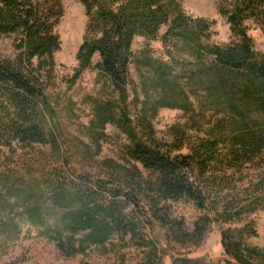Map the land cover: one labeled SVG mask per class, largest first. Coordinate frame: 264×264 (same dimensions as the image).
Here are the masks:
<instances>
[{"label": "trees", "instance_id": "16d2710c", "mask_svg": "<svg viewBox=\"0 0 264 264\" xmlns=\"http://www.w3.org/2000/svg\"><path fill=\"white\" fill-rule=\"evenodd\" d=\"M80 1L87 23L72 82L91 66L97 53L98 71L125 101L133 39L154 36L162 25H170L165 37L189 45L192 59L187 68L175 59L145 57L143 64L153 74L150 82L158 94L152 105L144 104L136 117L126 108L118 115L97 108L90 121L91 143L97 145L107 123L114 125L127 139V162L140 163L148 176L133 163L111 166V172L98 179L0 169V228L16 233L18 221L34 224L67 256L84 253L90 245L104 247L114 234L140 236L139 222L125 208L131 206L135 215L143 198L153 204L187 198L200 209L215 205L242 181L243 168L264 154V54L255 49L244 25L248 17L264 23V0H233L220 8L231 32L225 44L202 42L213 21L186 16L181 0ZM54 8L58 6L49 0H0V37L19 35L15 58L0 59V146L47 143L56 148L45 94L46 79L55 66L53 55L59 49L53 30L57 20L53 18L59 13L54 14ZM158 107H175L188 116L184 126L171 127L175 143L155 137L151 120ZM208 111L223 116L206 120L209 125L204 127L199 120ZM187 128L204 135L189 137ZM221 245L230 258L226 264L264 260L263 249L228 231L221 234Z\"/></svg>", "mask_w": 264, "mask_h": 264}, {"label": "rangeland", "instance_id": "374dc122", "mask_svg": "<svg viewBox=\"0 0 264 264\" xmlns=\"http://www.w3.org/2000/svg\"><path fill=\"white\" fill-rule=\"evenodd\" d=\"M49 1L58 6L54 14L59 13L53 18H57L53 30L59 37V49L54 52L55 66L45 86L57 145L54 149L47 143L32 147L13 143L11 149L0 146V169L9 167L18 173H74L80 179H98L105 178L111 166L133 163L148 176L140 163L127 162L124 152L127 139L114 125L107 123L97 145L91 143L90 121L97 108H106L115 115L126 108L131 117H136L144 104L150 107L158 94L150 82L153 74L143 64L145 57L168 62L175 59L188 68L192 59L189 45L174 36L165 37L169 24L162 25L154 36H135L128 68L131 84L125 101H121L118 91L98 71L97 53L91 59V66L72 82L87 23L85 7L80 0ZM232 1L181 0V7L186 16L213 21L202 42L225 44L231 40V32L220 8ZM262 22L248 17L244 25L255 49L264 54ZM18 38L16 34L0 37V59L15 58ZM189 98L197 110L196 100ZM222 116L208 111L199 121L207 127L206 120L211 122ZM187 118L181 109L158 107L151 120L155 137L175 143L171 127L184 126ZM187 134L204 135L188 128ZM242 173V181L226 190L215 205L203 209L187 198L160 199L155 204L143 198L141 210L135 215L131 206H126L125 213L139 222L140 236L130 239L129 235L122 238L114 234L104 247L90 245L84 253L71 256L57 249L54 241L46 233H40L42 230L37 226L20 220L17 234L11 228H0V264H226L224 261L230 258L221 245V234L225 231L240 236L247 245L264 250V154L247 164ZM251 229L254 234H249ZM253 263L264 264V260Z\"/></svg>", "mask_w": 264, "mask_h": 264}]
</instances>
